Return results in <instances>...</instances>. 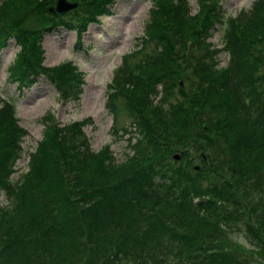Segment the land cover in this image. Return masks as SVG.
Instances as JSON below:
<instances>
[{"label": "trees", "instance_id": "trees-1", "mask_svg": "<svg viewBox=\"0 0 264 264\" xmlns=\"http://www.w3.org/2000/svg\"><path fill=\"white\" fill-rule=\"evenodd\" d=\"M54 1L0 0V44L12 36L20 46L6 78L26 85L41 74L62 100H71L78 97L81 74L69 62L43 66L39 41L62 21L65 28L79 30L105 11L108 0H75L84 8L72 16L77 23L50 14L47 7ZM151 1L147 35L130 52L131 64L138 62L122 71L124 80L130 75L124 86H109L106 105L115 118L127 115L140 134L127 142L118 162L105 146L89 148L79 122L58 127L45 114L41 139L28 153L25 170L13 178L25 131L11 104L0 98L2 264H252L224 240L223 228L243 214L255 257L264 264V189L247 190L242 180L257 177L262 185L264 179V72L258 74L264 59V0L225 20L231 58L221 69L213 67L215 49L207 43L219 21L215 3L196 0L197 12L187 15L178 9L181 4L188 9L185 0ZM198 15L202 21L194 28ZM182 55L192 79L168 100ZM205 105L210 116L194 117ZM192 124L198 139L194 151L204 141L215 155L214 131L230 143L232 174L239 179L229 182L218 173L219 154L212 168L205 163L208 173L191 169L187 154L174 163L161 153L166 144L189 137Z\"/></svg>", "mask_w": 264, "mask_h": 264}, {"label": "rangeland", "instance_id": "rangeland-1", "mask_svg": "<svg viewBox=\"0 0 264 264\" xmlns=\"http://www.w3.org/2000/svg\"><path fill=\"white\" fill-rule=\"evenodd\" d=\"M211 1V3L218 4L220 16L219 21L217 20V22L213 24V28L209 30L207 43L210 50L214 51L215 49L213 53L217 60L213 67L216 66L217 68H221L228 66L230 62L226 52L220 47L221 39H224L225 36L223 33L226 25L225 20L228 19L229 16L239 17L242 13L250 11L252 3L255 0ZM172 3H174V0H172ZM189 4L191 12H194V10L196 12L198 4H196L194 0H189ZM151 6L152 3L150 0H115L108 15H100L97 17L96 22L90 23L88 26L87 24L83 26L87 27L81 36L80 44L74 42V31H67L61 28L63 21L60 23L61 25L53 28L52 31L48 32L43 37L41 44L44 50V59L42 61L44 65L49 66L57 64L60 61L68 60L75 64L78 70L83 74L84 82L82 84L81 93L77 98H72L69 101H62L55 88L42 76H38L34 82L31 84L28 83V85L24 87H16L14 82L6 78V66L14 58V53L18 50L19 45H17L14 39H10L5 43V47L0 50V96L11 100L14 110H16L15 116H17L16 118L19 120L18 123L23 127L24 131H26L21 139V156L16 160L14 165L15 170L11 173L13 178H16L18 173L25 169L27 152L33 150L38 139H41V132L43 131L41 116L43 114H48L52 117L54 123L59 122L60 124L73 123L84 119L88 120V117H90L91 123L83 127V133L89 140L90 149H103L102 145H106L107 142L112 151L111 155L117 160L122 157L123 152L126 151L125 142L128 137V133H125L123 130L125 128L127 129V122L130 119L124 114V119L121 118L116 125V130H119L121 133L118 132L114 134L111 131V110L104 105L106 97L105 86L106 84L107 87L110 86L108 83L111 82L110 79L112 75L117 73V68L115 69V67L119 65L120 62L123 67L127 69L132 68L134 64L138 62V58H135L134 64H131L129 61L131 57L130 51L133 52L136 50L144 35H147L145 33V21L148 18V10H150L149 8ZM178 6V9L182 12L187 10V7L182 4ZM183 7H185V10H183ZM79 10L81 13L84 11L83 7L79 8L78 6L73 12L78 13ZM73 12L72 10H68V12L60 13V15L62 18H67L66 21H72L69 17ZM190 14L195 13H187V15ZM201 16L202 15H198L197 19H195L194 28L198 27L202 21L201 18H198ZM234 22L231 24L234 25ZM223 46L227 47L226 49L228 51V43ZM199 47L197 48L198 52L202 51ZM182 57L183 55L178 57L177 74L172 78L175 80L172 82L173 92L168 100L177 98L176 92L187 89L192 79L191 73L186 68L185 63L182 62V59H184ZM258 69L260 72L258 74H263L264 59ZM124 77L125 76L122 74L116 76L113 83H117L118 86H124L125 82L129 80V78L124 80ZM109 90L108 88L107 91ZM262 97L264 98V94H262ZM126 104L130 106L129 102ZM206 108L207 105L201 109L197 108L194 117H198L200 114L203 117H209L210 113L204 110ZM201 121L202 119L199 121L200 124H202ZM194 128H196V125L192 124V127L188 131V134H190L189 137L185 135L179 142L173 140L162 148L161 153L173 154L178 157H181L182 153L187 154L190 158L189 167L191 169L196 171L204 170L208 173H210V171L206 168L205 163L214 166L216 163V161H214L215 155L219 154L223 164L220 163L221 165L217 169L218 173L223 174L229 182L232 181V177L234 180L239 179L235 174H232L233 167L232 164H230V157L227 153L230 143L228 145V143L223 142L225 140L224 136L217 135L216 131L212 134L211 143L213 149L217 152H215V155L207 149L204 141L198 143L200 148L197 146V150L194 151L193 149L198 141ZM197 153L200 154L198 155ZM178 161L179 159L174 160V163ZM211 177L212 176H209V178ZM216 178L217 176L214 177L215 180ZM256 179L257 177L248 179L242 177V180H244L247 186V190L249 187H253L252 192L264 189V179L262 185L258 184V180L255 181ZM220 180L222 181V179ZM262 198L264 200V193ZM2 202L3 196L0 195V204ZM261 205H263V202ZM244 218L245 214H243L242 218L238 221L233 220L223 228L225 231L224 240H226V245L229 249L238 250L240 257L242 256L251 260L252 264H262V260L255 257L254 245L247 237L244 227ZM2 263L3 261L0 260V264Z\"/></svg>", "mask_w": 264, "mask_h": 264}, {"label": "water", "instance_id": "water-1", "mask_svg": "<svg viewBox=\"0 0 264 264\" xmlns=\"http://www.w3.org/2000/svg\"><path fill=\"white\" fill-rule=\"evenodd\" d=\"M75 3L69 2L68 0H57L54 8H49L50 11H66L68 8L74 7ZM177 158V156L175 155Z\"/></svg>", "mask_w": 264, "mask_h": 264}]
</instances>
